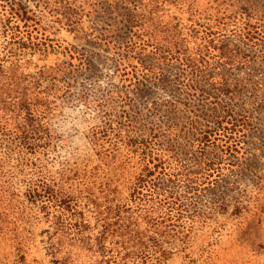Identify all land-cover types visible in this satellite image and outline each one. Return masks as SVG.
I'll list each match as a JSON object with an SVG mask.
<instances>
[{
  "label": "rangeland",
  "instance_id": "obj_1",
  "mask_svg": "<svg viewBox=\"0 0 264 264\" xmlns=\"http://www.w3.org/2000/svg\"><path fill=\"white\" fill-rule=\"evenodd\" d=\"M30 1L26 5L42 22L31 43L23 27H7L0 0V93L4 80L19 78L20 91L7 102L29 106L4 115L0 104V127H6L0 131V264H123L134 236L124 225L146 234L147 215L167 212L168 205L150 195L140 206L124 207L147 164L129 141L144 127L167 130L166 106L185 93L180 60L156 54L157 46L144 43L140 29L133 51L126 50L122 14L109 8L120 0ZM137 1L142 10L156 1L158 8L145 17L153 15L158 28L177 24L182 51L199 63L205 44L191 25L218 12L227 16L214 35L218 44L209 70L214 82L243 80L241 97L232 103L251 118L238 138L243 142L229 156L219 141L210 144L209 152L232 162L218 166L214 186L198 191L184 184L182 165L194 174L203 161L192 139L173 137L180 154L163 155L170 176L160 189L174 192L177 203L176 198L187 202L168 210L170 221L158 226L173 251L164 264H264V0ZM244 23L256 27L245 29ZM225 44L240 51L227 53ZM126 91L134 98L135 130H117ZM183 113L181 106L173 122ZM36 126V132L29 129ZM22 131L26 138L19 141ZM41 182L64 204L30 200L28 189Z\"/></svg>",
  "mask_w": 264,
  "mask_h": 264
},
{
  "label": "trees",
  "instance_id": "obj_2",
  "mask_svg": "<svg viewBox=\"0 0 264 264\" xmlns=\"http://www.w3.org/2000/svg\"><path fill=\"white\" fill-rule=\"evenodd\" d=\"M1 1L4 3V7L7 10V27L10 30L14 28L12 27V24H16V28L23 27L28 40L30 41L33 39L31 38V35L33 33H38L37 30L42 27V22L40 16L26 5V2L31 1ZM37 1L39 3L44 0ZM128 4H132V8H129ZM138 4L139 1L137 0H133L132 2L120 0L117 4H114V7L109 6L111 12L117 9L122 14L121 21L123 23L121 30L123 35L125 34V38L121 41V44L126 45L124 47L126 50L133 51L132 49L134 48L135 43L138 42V39L140 40L138 31L139 29L143 30L142 38L146 36L144 43H155L157 46L155 49L158 51L156 54L164 53L169 59H175L177 62L180 60V66L182 68L180 82L184 86L185 93L183 99H176L173 103L166 106L168 107L166 120L168 124V127H166L167 130H164L163 127L158 129L153 128V126L152 128L144 127L143 133L138 135L136 139L129 141L131 145H135L138 149L142 150L147 158V164L143 173L136 179V183L132 188L131 200L124 207H128V210L133 208V204H138L140 206L139 203H141L143 198L148 195L160 198V201H163L164 205H168V207L166 214L164 213L163 216L147 215L148 229L145 231L146 234H143L140 231L129 230L131 226L124 225L125 231L127 230L126 232L128 234H132L133 232L134 236H131L133 239H130L131 242L133 241V244L131 245L133 250L128 251L126 254L130 260H128V262L127 260H125L126 262L123 261V264H128L130 261L134 263L138 262L139 264H164L172 257L173 251L165 246L167 243L166 239L163 238L165 230L161 231L158 226L165 227L167 222L170 221V216L167 214L168 210H173L174 206L178 203V208H182L186 204L184 202H187L176 198L178 201L177 203L173 199L174 192L163 191L160 189V183L162 181L167 182L170 176L167 173L168 169L166 168V160L163 155L167 152L172 154V156L176 154L174 157H179L180 154L179 149L177 148V142H175L176 140H174L173 137L176 136L181 140L184 138L192 139V144L196 147L197 153L203 161L202 170L194 174L192 173L193 169L190 170L188 167L182 165L184 171H186V174L184 175V184L191 187L193 191H198V189L202 187L207 188L210 185L214 186L216 180L215 178L213 181L211 179L216 172L219 175L218 166H221L223 162H232L230 157L225 160L222 156V158L219 159V157L209 152L208 148L211 146L210 144L219 141L221 147L226 151L224 156H229V153L232 150H236L239 144L243 142L238 138H244L245 131H247L251 123V118L238 110L237 107H239V105L232 103V101L241 97L240 91L238 90L243 89V80L221 77L219 82H214L215 79L213 78L215 77L212 71L209 70L208 60L212 57L215 58L212 54L213 52H216V46L218 44L214 45V35L219 33L222 26H225L227 16L224 13L221 14L218 12L215 16L208 17L207 21L202 23L194 21L191 25L193 26V29L202 33L205 44V53L201 57L199 63L191 57H187L185 52L182 51L184 44L180 43L178 36L174 33L177 24H163V27L160 25L158 28L153 22V19H155L153 15L150 18L145 17V14L151 15V13H154V9L158 8V3L156 1L146 4L143 10L142 5ZM71 6H69V9ZM138 9L140 12L136 13L135 10ZM254 27H256V23H244L245 29H252ZM255 34L256 33L254 32L252 35ZM174 39H177L178 41H175ZM250 40L258 41V38L252 36ZM31 42L32 41H30V43ZM169 44H174L173 47H175V49H172V46L164 49V46H168ZM222 48L226 49L227 53L234 52L232 51L234 49H237V51L239 50L237 47L228 49V44H225ZM232 66L236 67V65ZM51 76H56V73H53ZM17 80L20 79L14 76H10L4 80L7 83L6 88H2V93H0V104L2 105L4 115L8 114V112L13 113L16 110L15 107L21 108V111L29 108L26 103L20 102L12 108L10 102H7L11 94L16 95L18 90L20 91L19 86L21 85V80L20 82H16ZM14 85H16V87ZM134 95H137V93L135 92ZM131 96H133V94H131L130 91L121 94L124 107L122 112L124 120H121L118 124L117 130L138 129L135 125V123L138 122V119L133 115L134 98ZM14 98H20V96ZM181 106L185 107V113H183V116H180V119H177L178 121L174 123V113ZM36 128L37 126L29 129H31L32 132H36ZM5 129L6 127L4 125L0 127L1 132H4ZM154 132H156L155 135H157L158 138L154 135ZM24 133L25 132L22 131L21 135L16 138L19 141H24L26 138V134ZM161 136L163 139L160 138ZM31 145L32 144L29 146ZM178 145L180 146L179 142ZM47 186L46 183L44 184L42 182L39 185H34L33 188L28 189L27 197L30 200L44 203V205L54 202L56 204L57 202L64 204L62 203V200L59 199L57 195H54L53 191ZM117 209H121V207H117ZM118 212L119 211H117V213ZM117 224L118 222L116 221L115 225H112V227H115ZM120 226L121 225H119V227Z\"/></svg>",
  "mask_w": 264,
  "mask_h": 264
}]
</instances>
